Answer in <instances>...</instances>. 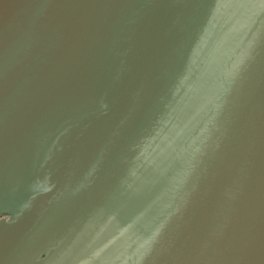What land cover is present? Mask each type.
<instances>
[{
  "label": "water",
  "instance_id": "1",
  "mask_svg": "<svg viewBox=\"0 0 264 264\" xmlns=\"http://www.w3.org/2000/svg\"><path fill=\"white\" fill-rule=\"evenodd\" d=\"M0 264H264V0H0Z\"/></svg>",
  "mask_w": 264,
  "mask_h": 264
}]
</instances>
